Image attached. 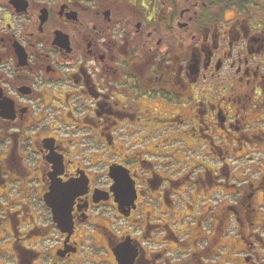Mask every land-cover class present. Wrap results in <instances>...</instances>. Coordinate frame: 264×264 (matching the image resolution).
Instances as JSON below:
<instances>
[{
  "label": "flooded vegetation",
  "instance_id": "flooded-vegetation-1",
  "mask_svg": "<svg viewBox=\"0 0 264 264\" xmlns=\"http://www.w3.org/2000/svg\"><path fill=\"white\" fill-rule=\"evenodd\" d=\"M0 264H264V0H0Z\"/></svg>",
  "mask_w": 264,
  "mask_h": 264
}]
</instances>
